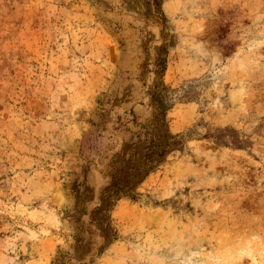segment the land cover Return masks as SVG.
<instances>
[{"label":"rangeland","instance_id":"rangeland-1","mask_svg":"<svg viewBox=\"0 0 264 264\" xmlns=\"http://www.w3.org/2000/svg\"><path fill=\"white\" fill-rule=\"evenodd\" d=\"M0 264H264V0H0Z\"/></svg>","mask_w":264,"mask_h":264},{"label":"trees","instance_id":"trees-1","mask_svg":"<svg viewBox=\"0 0 264 264\" xmlns=\"http://www.w3.org/2000/svg\"><path fill=\"white\" fill-rule=\"evenodd\" d=\"M159 64L161 65V67L163 69H165L166 60L160 59ZM170 140H171L170 137L165 136V142L161 147H159V150H158L155 158H153L155 153L151 151V156H148V158L150 159V162L148 165H146L147 169L145 171H143L144 178H146L150 174V172H152L158 166V164L160 163V159L163 156H165V154L168 152L167 150H170L171 147L173 145H175V143L174 142L171 143ZM120 191H122V190H119V192ZM116 193H118V191ZM123 195H125V194H123Z\"/></svg>","mask_w":264,"mask_h":264}]
</instances>
